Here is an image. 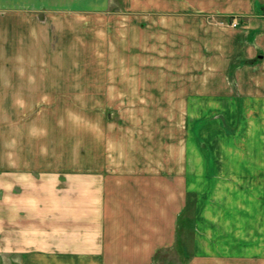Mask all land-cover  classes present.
<instances>
[{
	"label": "crops",
	"instance_id": "0c3cea01",
	"mask_svg": "<svg viewBox=\"0 0 264 264\" xmlns=\"http://www.w3.org/2000/svg\"><path fill=\"white\" fill-rule=\"evenodd\" d=\"M122 2L0 0V108L19 110L0 129V264H264V0ZM33 90L118 93L175 128L35 166Z\"/></svg>",
	"mask_w": 264,
	"mask_h": 264
},
{
	"label": "rangeland",
	"instance_id": "374dc122",
	"mask_svg": "<svg viewBox=\"0 0 264 264\" xmlns=\"http://www.w3.org/2000/svg\"><path fill=\"white\" fill-rule=\"evenodd\" d=\"M122 3V0H113L112 10L120 11L123 6ZM74 55L75 54H65L64 57L74 58ZM61 64V68L64 70L72 69L74 71V69L81 70L88 68L87 60L84 59L79 61H74L72 59L65 60L59 65ZM82 79L86 81L87 78L85 77V79ZM74 80L80 81V78H74ZM65 81L68 82L67 80ZM67 85L64 83L63 87L73 88ZM79 88L86 89L88 87L81 86ZM134 95L135 94H133V96ZM8 96V94H4L1 97V132L3 131L2 129L7 128L6 123H8L9 119L14 116L16 111H19L6 107ZM30 97L31 108L27 109L26 112L31 122V148L33 162H36L33 163L35 166H39L38 160L42 159V157H39V154H45L43 152H46L47 160H49L47 162H49V164L58 165L57 167H66V164H69L72 160L71 156L75 151L77 153L84 152L85 154L83 153L81 155H87L86 150L88 148V143L90 142L89 144H93L94 141L95 143H103V141H101L102 136L110 140L108 144L110 143L111 146L120 149L128 147L124 145V143L126 136L129 134H132L134 138L133 143H135V140L137 141L140 139L142 140V144L145 145L144 140L147 139V137H145L146 133H143V130L148 128L150 130L148 134H151L152 129L156 131L159 129L162 135L164 133L166 134V132L169 133V127L172 129L175 128L173 123H167L169 115L173 118L175 110H168L162 107L156 109L135 108L134 106L126 108L124 106H126L127 103L123 104V101L120 102L121 98L118 93L88 91L47 92L33 90ZM132 100L135 101V97H132ZM109 104H112V107H107ZM126 119H129L132 124L125 125ZM129 127L133 128V131ZM136 128L140 130H137L139 133H135ZM3 134L5 136L7 135L6 130L3 131ZM49 164L48 169L51 166ZM237 191L240 197L247 196V189L243 188ZM190 204L189 211L186 214L187 225L183 227L186 230L179 235V243L182 242L184 245H187V251L189 246H191L192 251L194 245V198L190 199ZM239 223L241 226H247L246 214L242 213L240 215ZM245 237L246 236L241 237L240 240L243 244L246 243L244 241L246 240ZM160 255V264H181L180 257L183 256V253L177 249L175 253H173V251L168 252L167 250Z\"/></svg>",
	"mask_w": 264,
	"mask_h": 264
},
{
	"label": "built area",
	"instance_id": "2783aa9c",
	"mask_svg": "<svg viewBox=\"0 0 264 264\" xmlns=\"http://www.w3.org/2000/svg\"><path fill=\"white\" fill-rule=\"evenodd\" d=\"M232 24H233L234 26H236V25H237V22L234 20V21L232 22Z\"/></svg>",
	"mask_w": 264,
	"mask_h": 264
}]
</instances>
